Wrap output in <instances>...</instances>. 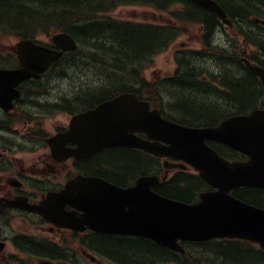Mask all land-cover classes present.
<instances>
[{
  "label": "trees",
  "instance_id": "1",
  "mask_svg": "<svg viewBox=\"0 0 264 264\" xmlns=\"http://www.w3.org/2000/svg\"><path fill=\"white\" fill-rule=\"evenodd\" d=\"M214 1L233 23L235 36L242 46L237 53L214 45L213 31L220 22L189 0H0V33L29 39L58 31L72 35L80 47L64 55L53 73L62 70L63 76L66 70L67 76L69 70L84 62L95 67L98 77L95 84L99 89L85 92L79 98L81 105L95 95L105 100L120 92H132L164 111L160 98L164 94L172 102L169 106L172 113L166 114L167 118L182 125L212 126L229 116L264 106V93L257 78L240 60L245 48L252 49L247 54L248 60L264 67V26L254 22L255 18L264 20V0ZM132 4L158 11H167L174 5L179 9L170 12L174 24L167 25L121 21L109 15L119 6ZM180 25L204 27L202 49L178 52L179 71L173 78L147 82L143 70L182 33L185 27ZM230 44L234 48L238 43L234 39ZM207 57L217 66L210 74L212 83L202 80L200 63ZM9 62L14 63V59ZM218 81L219 87L214 86L213 82ZM219 101L225 104H217ZM213 147L227 159L239 158L238 153L226 147ZM111 152H104L102 160L108 167L114 165L124 177L150 174L159 168V162L152 157L150 168L143 169L142 164L137 165L131 158L114 156ZM167 183L158 186L156 191L184 202L193 201L205 188L201 180L185 173L173 176ZM233 195L264 209L263 189L244 188ZM98 243L104 250L98 254L117 264H264L263 251L237 240L189 243L184 254L142 238L103 236L98 238Z\"/></svg>",
  "mask_w": 264,
  "mask_h": 264
},
{
  "label": "water",
  "instance_id": "2",
  "mask_svg": "<svg viewBox=\"0 0 264 264\" xmlns=\"http://www.w3.org/2000/svg\"><path fill=\"white\" fill-rule=\"evenodd\" d=\"M191 1L231 26L226 13L214 0ZM256 22L264 25L258 19ZM50 42L56 50L30 39L16 44L20 67L0 68V108L10 110L12 100L19 96L16 87L22 81L37 78L63 52L76 47L67 33L54 34ZM244 63L259 78L264 89V68L245 59ZM135 133L147 138H138ZM208 141L226 145L245 155L247 160L230 162L210 148ZM47 143L58 160L89 158L110 147H128L158 157L176 158L198 171L200 178L213 189L201 193L198 202L187 204L153 192L157 176L138 178L136 185L128 189H120L98 178L76 177L66 184V192L55 194L43 203L47 205L56 200L60 211L66 203L82 212L76 219L74 212H66V227L78 230L87 225L101 233L142 237L180 253L184 252L180 241L205 242L223 238L249 241L264 252V209L230 195L241 187L264 189L263 109L230 117L217 127L194 128L165 120L158 110H150L147 102L124 93L73 116L66 135H56ZM68 143L75 147L66 146L65 151ZM168 165L165 162V166ZM172 167L184 168L180 164ZM15 204L24 208L16 202L11 205ZM38 210L42 213V206ZM48 213L53 214V211H43V215Z\"/></svg>",
  "mask_w": 264,
  "mask_h": 264
},
{
  "label": "flooded vegetation",
  "instance_id": "3",
  "mask_svg": "<svg viewBox=\"0 0 264 264\" xmlns=\"http://www.w3.org/2000/svg\"><path fill=\"white\" fill-rule=\"evenodd\" d=\"M203 78L206 80L205 76ZM51 82H55V76L47 72L36 79L24 81L18 88V98L13 101L14 107L9 111L0 108V149L1 156H5L0 159V242L3 243L0 264H84L82 259H72L70 252L76 251L73 248L81 255L89 252L93 256H101L100 259L87 260L90 264H106L102 255L98 254L104 251L98 238L123 235L96 233L89 229L72 231L66 229V220L64 226H59L35 213L11 208L6 204L13 199H20L29 205L38 206L47 194L66 189V182L77 176L101 178L123 189L132 187L138 177L134 174L124 177L125 174L117 171L114 165L108 167L101 157L103 151L84 159H54L46 141L57 134L66 135L70 117L93 108L99 100L98 95H95L83 107L84 103L81 105L78 102L84 95L68 94L66 86H56ZM72 107L77 110H70ZM16 128H19V132ZM139 137L144 138L143 135ZM67 146L73 145L68 143ZM109 151L114 156L131 158L137 165L142 164L143 169L151 166V156L142 151L129 148H112ZM11 154L28 155L30 160L27 162L22 156L10 159ZM168 160L171 163L178 162ZM158 161L163 164L162 159ZM12 162L16 163L18 170L10 169ZM160 170L163 176L168 177L174 171L164 170L162 165L158 172ZM183 172L197 178L190 167H186ZM6 173L10 174L9 178H6ZM160 183L161 186L168 184L164 181ZM66 210L81 214L79 210L66 207L65 204L64 213ZM88 245L94 250L89 249Z\"/></svg>",
  "mask_w": 264,
  "mask_h": 264
},
{
  "label": "rangeland",
  "instance_id": "4",
  "mask_svg": "<svg viewBox=\"0 0 264 264\" xmlns=\"http://www.w3.org/2000/svg\"><path fill=\"white\" fill-rule=\"evenodd\" d=\"M171 10H176L177 6L170 8ZM169 9V10H170ZM111 17L122 20V21H133L140 23H150V24H167L170 23L171 16L169 12L158 11L148 6L143 5H122L119 6L116 10L109 14ZM184 28V31H181V35L172 43L170 46L162 53L153 57L151 63L147 68L144 69L143 75L144 78L149 81H157L162 78L169 77L175 70V62H174V54L176 52H187L191 49H199L200 48V31L199 28L193 25H180ZM50 35V34H49ZM48 35H39L35 38L40 43L48 42ZM216 40L221 44H225L228 47L230 46L231 40L235 39V36L232 32L228 30H220L216 35ZM237 40V39H236ZM18 38L14 36L0 34V53L1 54H11L14 51V46L17 43ZM237 45L234 46V51L242 48L240 40H237ZM252 49H246L247 52H250ZM200 65L209 66V69L212 70L217 66L213 62V60H204L201 61ZM95 67L92 65H88L86 62L82 63L78 66L73 67L68 73V77L62 80H56L53 85L56 86H66V93L73 94V90L78 91L80 86L84 88H89L97 83L98 77L95 76ZM213 71V70H212ZM167 103V102H166ZM167 110V109H166ZM168 112V111H167ZM68 121V117L66 116V122ZM17 132H19V128H16ZM19 139V137H18ZM20 140V139H19ZM20 142V141H18ZM1 149H0V159L1 157ZM23 154H11L9 158H20ZM25 161L30 160V156L25 155L22 156ZM11 163V162H10ZM18 166L15 162H12L10 169L12 171L18 170ZM10 174L6 173V178H9ZM76 250V248H73ZM78 255L80 252H77ZM81 260V257L79 258ZM84 264H90L87 260L82 259ZM104 264V263H102ZM106 264H111L106 261Z\"/></svg>",
  "mask_w": 264,
  "mask_h": 264
}]
</instances>
